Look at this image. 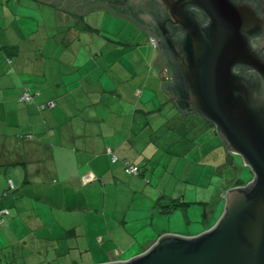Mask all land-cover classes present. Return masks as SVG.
Returning <instances> with one entry per match:
<instances>
[{
  "label": "crops",
  "instance_id": "crops-1",
  "mask_svg": "<svg viewBox=\"0 0 264 264\" xmlns=\"http://www.w3.org/2000/svg\"><path fill=\"white\" fill-rule=\"evenodd\" d=\"M41 3L51 6L54 21L64 26L67 14H74L45 0H0V193L7 190V179L13 183L0 198V209L7 211L0 223V264L91 263L71 259L83 251L104 256L97 262L124 260L159 235L178 233L171 229L173 217L195 229L189 235L211 227L214 203L197 200L200 223L195 216L189 226L196 209L189 206L184 220L170 208L173 192L165 194L148 178V169L159 165L232 163L213 123L179 110L161 89L162 81L172 80L164 63L150 64L158 48L144 69L118 60L126 50L91 55L70 30L40 34V12L33 7ZM99 53L106 54L108 65L99 62ZM112 67L116 76L104 75ZM25 87L35 93L30 102L19 99ZM48 100L55 105L39 110ZM125 160L141 172L126 173ZM229 180L217 184L216 203L224 202Z\"/></svg>",
  "mask_w": 264,
  "mask_h": 264
},
{
  "label": "water",
  "instance_id": "water-1",
  "mask_svg": "<svg viewBox=\"0 0 264 264\" xmlns=\"http://www.w3.org/2000/svg\"><path fill=\"white\" fill-rule=\"evenodd\" d=\"M157 2L159 29L166 34L172 26L185 30L161 35L174 77L173 82L162 81L161 89L171 94L179 110L211 121L225 151L240 155L253 178L226 190L221 215L196 235L166 232L128 259L76 264H264V53L250 42L264 37V17L249 0ZM126 4L117 3V10L135 16L137 7ZM187 4L198 6L209 24L200 26ZM152 63L161 68L160 53ZM237 65L248 71H235Z\"/></svg>",
  "mask_w": 264,
  "mask_h": 264
},
{
  "label": "rangeland",
  "instance_id": "rangeland-1",
  "mask_svg": "<svg viewBox=\"0 0 264 264\" xmlns=\"http://www.w3.org/2000/svg\"><path fill=\"white\" fill-rule=\"evenodd\" d=\"M42 5L44 4L41 3L40 6L34 5L33 7V11L38 13L40 12L38 15L39 24H42L43 26V31L40 30L41 35H64V33H60L61 30L66 29L68 32L70 30L71 35H80L81 43H83L81 47L87 51V53H91V55H94L97 50H101L105 53V51H108L111 48H117L121 49L120 51L126 50L125 53H120L121 55L118 57V60H120L121 63L129 66L134 65L136 66V69H144L145 66L148 65V57L155 49V45L151 42L147 35L134 28L133 24L126 18L113 14L107 7H94L79 15H75V13L67 14L68 22L66 26H69L66 27L64 24H59L57 21H54L52 11L53 8L51 6H47V4L44 6ZM128 53L129 55H127ZM141 55L143 59H140ZM98 57L101 64L108 65L105 62L107 59L106 54L100 55L99 53ZM108 70L110 72L108 73L104 71V75L110 74L111 76H116L112 73V70H116V68L112 67ZM166 71V75L169 79V69L167 68ZM162 72L164 74L163 69ZM103 111H105V109H103ZM191 117L202 121L201 118H198L196 115ZM183 123L185 126V120H183ZM163 154L167 158L169 157L167 152H164ZM229 157L232 158L231 165L226 164L222 168L210 165L208 162L199 163L196 167H194V163H189L183 168L178 167L175 169L168 167L167 165V167H161L159 165L151 170L154 171L156 175L151 176V171L149 169L147 174L149 176V180H152L151 184H159V189L162 192L165 194L173 192L175 200H172L171 202H174L173 204H175V206L174 208H170L171 210L178 209L184 220L186 219L185 210H187L189 206L196 209V205L199 204L197 203V200H205L209 204L214 203V208L216 209L214 211L213 218H215L216 221L223 211L224 202H220V204L216 203L218 202V199L212 198V194L213 192L215 194L217 193V189H219L217 184L222 182L221 179L229 177L231 180L227 181L226 185L224 184L223 186L230 185L232 187L246 184L253 177L252 171L248 166L244 165L240 155L229 153ZM173 171L174 174L171 176L170 174ZM190 171H192V176H189ZM163 172L166 173L165 176H162ZM169 175L170 179H168ZM160 177H162V179L159 181L158 178ZM164 177H167L165 182L163 181ZM199 205L201 206V204ZM200 206H197L196 211L192 212L193 214L189 211L193 221L190 222L189 226H193L195 224V216H198L197 223H200L199 217L201 212L198 209ZM167 214H169V212H167ZM171 223V229L178 231V233L175 234L191 236L187 233H189V231L195 232V229L189 230L185 223H175L174 217L172 218ZM77 255H75V257L72 255L71 259L90 261L91 263H102L97 261L104 258L102 255H94L92 257L90 254H86L85 251Z\"/></svg>",
  "mask_w": 264,
  "mask_h": 264
},
{
  "label": "flooded vegetation",
  "instance_id": "flooded-vegetation-1",
  "mask_svg": "<svg viewBox=\"0 0 264 264\" xmlns=\"http://www.w3.org/2000/svg\"><path fill=\"white\" fill-rule=\"evenodd\" d=\"M52 1L61 3L65 7H68L69 10L75 14L82 12L79 10L83 8L103 6V7H109L115 9L113 10L115 15H119L126 18L129 22L133 24L134 28H136L137 30L141 31L144 34L151 36L150 40L151 42L153 41V44L158 48L160 57L162 58L161 63L162 64L164 63L166 65V68L165 66L163 68H165L166 70L167 68L169 69V74H170L169 80L171 79L172 80L171 82L174 81L171 67L167 62L168 55L166 51H164L165 48L168 50L167 46L165 45L166 39L161 35H171V36L181 35L184 33L185 30L178 29L177 27L172 26V32L166 34L163 30H161V28L159 29L160 25L157 26V24H155V21L161 18L156 8V6H158L159 4L157 0H52ZM249 1H251L252 4L255 6L258 14L264 17V0H249ZM120 2L123 3V5L124 3H127L126 5H130L129 3H131V7H135V8L137 7L136 9H134L135 16L132 15L130 16L126 14L124 10L121 9L123 7L120 8L121 10H117L118 8L117 3ZM186 8L195 13L197 23L200 26L204 27L209 24L206 14L198 6L193 4H187ZM197 15L199 17H197ZM250 42L256 49L259 48L264 52V37H262L261 39L250 38ZM234 69L235 71H240L239 68H234Z\"/></svg>",
  "mask_w": 264,
  "mask_h": 264
},
{
  "label": "trees",
  "instance_id": "trees-1",
  "mask_svg": "<svg viewBox=\"0 0 264 264\" xmlns=\"http://www.w3.org/2000/svg\"><path fill=\"white\" fill-rule=\"evenodd\" d=\"M42 1V0H41ZM233 1H236V0H233ZM237 1H239V0H237ZM41 5V4H40ZM263 52V51H262ZM264 53V52H263ZM236 68H239V72L240 73H242V72H247L248 71V69L247 68H245V67H243V66H241V65H237L236 66ZM25 91H28V93L30 94V99L29 100H22L21 98H20V96H21V94L23 93V92H25ZM35 96V93H33L32 91H30V89L28 88V87H25L24 88V90L20 93V95H19V99L21 100V101H25V102H30V101H32V99H33V97ZM50 102L52 103V104H50ZM55 105V102L53 101V100H48V101H45V102H43L42 104H39L37 107H38V109L39 110H41V109H44V108H48V107H53ZM209 121V120H208ZM211 122V121H210ZM107 147H109V146H107ZM107 147H106V152H108L107 151ZM110 148V152H108L109 154H110V156H111V160H112V156H115V154L113 153V151H112V149H111V147H109ZM116 157V156H115ZM117 159V158H116ZM116 159L115 160H112V161H116ZM129 163V164H134V163H131V162H129V161H127V160H125L124 161V171H125V163ZM136 165V164H135ZM225 165H226V163H225ZM138 166V165H137ZM138 169H139V171H138V173L137 174H139L140 172H141V169H140V167L138 166ZM126 172V171H125ZM127 173V172H126ZM128 174H130V175H136V174H132V173H128ZM13 189V188H12ZM8 194V191L6 190V191H3V192H1L0 193V198H2L3 196H6ZM177 205H179V204H177ZM175 206V204H172V207H174ZM2 210H6V209H0V223L2 222V218H3V216L5 215V214H7V211L6 212H2Z\"/></svg>",
  "mask_w": 264,
  "mask_h": 264
},
{
  "label": "built area",
  "instance_id": "built-area-1",
  "mask_svg": "<svg viewBox=\"0 0 264 264\" xmlns=\"http://www.w3.org/2000/svg\"><path fill=\"white\" fill-rule=\"evenodd\" d=\"M152 43H153V41H152ZM20 98L22 100H29L31 97H30V94L28 93V91H25V92H23L21 94ZM50 104H52V103L50 102ZM107 151L108 152L111 151L109 147H107ZM115 159H116V157L115 156H112V160H115ZM125 171L127 173L137 174L138 171H139V169H138V166L137 165H135V164H129V163L126 162L125 163ZM7 187H8L7 190H10V189L13 188V183H12V180L10 178L7 179ZM2 212H6V210H2Z\"/></svg>",
  "mask_w": 264,
  "mask_h": 264
}]
</instances>
